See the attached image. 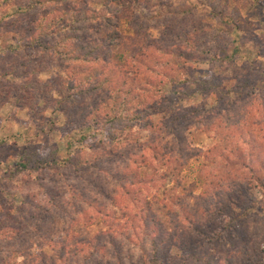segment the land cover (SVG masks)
Listing matches in <instances>:
<instances>
[{
  "label": "rangeland",
  "instance_id": "374dc122",
  "mask_svg": "<svg viewBox=\"0 0 264 264\" xmlns=\"http://www.w3.org/2000/svg\"><path fill=\"white\" fill-rule=\"evenodd\" d=\"M23 1L0 0V264H142L153 232L164 236L161 244L174 257L170 264L184 254L169 249L170 239L199 249L193 251L198 256L205 251L208 262L217 257L223 264L222 258L234 256L243 264L248 250L252 264H264V8L252 0H139L129 17H120L117 28H111L110 48L93 49L97 63L74 64L70 59L64 70L58 65L63 58L60 62L57 54L37 47L39 42L54 47L57 41L55 33L42 36L40 14L51 11L46 26L57 22L58 36L66 33L67 42L81 45L83 50L75 53H90L93 45L102 44L104 22L80 13L103 14L101 3L67 1L18 18L16 6ZM222 3L225 14L235 12L241 25L231 28L217 21L215 12ZM222 37L233 40L229 48L239 49L231 74L218 76L227 66L209 64L207 57L194 64L184 61L197 41L213 39L220 46ZM55 49L68 54L60 44ZM16 66L23 68L13 71L19 76L26 69L35 75L34 88L47 84V102L32 89L13 99L21 79L12 73L3 77L2 72ZM131 69L139 73H128ZM69 74L75 80L68 81ZM188 74L216 78L219 93L172 96V91L185 89L170 79L182 82ZM28 76L24 80L32 79ZM67 81L83 83L85 89L103 84L101 94L76 99L70 118L53 109L60 100L57 90L67 94ZM120 82H125L122 89H134L136 100L146 99L142 89L166 94L151 97L139 111L132 103L134 109L125 113L128 120L119 126L133 143L110 144L98 135L100 161L95 168L49 167L37 172L36 182L26 177L20 185L13 182L9 174L16 148L38 149L44 161L70 154L79 159L87 153L89 148L78 143L79 134L91 133L80 129L82 117L88 125L94 115L104 114L107 109L99 104L93 111L94 102ZM144 82L149 84L144 87ZM186 108L193 112L183 119L180 110ZM188 151L196 155L187 158ZM168 169L175 173L161 176ZM228 199L235 205L229 206ZM209 202H225L222 212L203 215L201 207ZM227 216L234 221L222 245L203 244L188 224L195 222L207 233Z\"/></svg>",
  "mask_w": 264,
  "mask_h": 264
},
{
  "label": "trees",
  "instance_id": "16d2710c",
  "mask_svg": "<svg viewBox=\"0 0 264 264\" xmlns=\"http://www.w3.org/2000/svg\"><path fill=\"white\" fill-rule=\"evenodd\" d=\"M67 1H75V0H24L21 7L16 6V10H18L15 13V16L18 18H21L22 16H24L26 13H30L33 12L35 10H39L40 7H50V5L52 4H57V3H64ZM101 3V13L98 14H94L93 11H89L87 9H83V13L81 12L80 14L82 15H86L87 13H90L91 15H93V19H95V21L97 20H102L104 22V25L102 26V35H99L101 38V42L102 44L100 45H93V48H91V52L87 53V52H81V53H75L76 49H80L83 50L80 46V44L78 43H69L67 42V38H65L66 33H64L61 36L60 35V31L57 32V29H61L59 26H55L57 24V22H53L51 26H46V19L49 15V13L51 11H47L44 12L42 14H40L42 19L41 21L43 22L42 24V36L44 35H54L57 38V41L55 42V46H58L59 44L61 46H63L65 49H68L67 53L68 54H63L61 52H58L54 47H50V46H43L41 42L38 43L37 47L39 48V51L44 50L45 53L47 54V52L51 51L54 55L57 54L58 55V61L62 60V58L64 59L62 61V63H59V69H64L66 70L68 67L66 66V60H73L74 64L76 63H97L99 61V58L97 56V52L95 53V51H98L101 48L104 47H108L110 48V43L108 42L109 39H111L110 35H111V28L112 29H116L117 28V24L118 21L120 20V17H123L126 15V17L128 18L130 15V9H132L134 6H136L138 4L139 0H98ZM252 5L254 4L255 6L257 5L259 8H264V2L263 0H258L255 1L252 0ZM223 8H219L218 10H216L215 13H218V22L223 25V26H227L228 27H237L238 25H241L240 22H236V18H238V15L235 12L228 13L225 14V10H224V6L226 5V3H222ZM55 11V9H53ZM24 11V12H22ZM2 14V12H1ZM128 14V15H127ZM227 19H224L226 18ZM124 19H127V18ZM39 18H37L35 20V22L33 23L34 25L36 24V22L38 21ZM49 19V18H48ZM14 20H12L11 24L13 23ZM52 21V20H51ZM78 22V19L75 21ZM15 23H18V20L15 21ZM60 23V22H59ZM240 23V24H239ZM2 25L6 24V21L1 23ZM19 24V23H18ZM20 25V24H19ZM59 25V24H58ZM55 26V27H54ZM65 28V27H64ZM98 29V27H97ZM108 31V32H106ZM197 32V31H196ZM227 36H229L227 34ZM70 39H73L72 37H70ZM219 39V38H218ZM206 40V39H205ZM184 41V40H183ZM213 41V39L209 40L206 43H202L201 40L196 42V46H194V44L191 46V58H185L184 61L186 63L189 64H194L197 61H199L200 58L202 57H207L206 59H208V63L209 64H216L217 66H219V68H221L224 64L227 66L225 67L222 73H218L217 75H222L223 73H225L226 71H229L228 73L231 74L233 69H236V65L234 64V57L236 58L237 55H239V49L237 47H232L229 48L230 46H232L234 44L233 40H231L229 37L227 40H225L223 37L221 39V47L218 46V44L216 42H212L211 45H213L211 47V49L209 50L208 48H206V46H208V44ZM96 49L95 51H93V49ZM126 51L127 56L131 55V52L126 48L123 49ZM9 52H15L14 50H9ZM52 56V54H51ZM178 56H182L184 57V54H178ZM67 58V59H66ZM238 58V57H237ZM187 59V60H186ZM188 64V65H189ZM131 67V66H130ZM189 68V66H188ZM13 69V67H12ZM18 70H23V68L21 66H16L13 70H4L2 72V76L5 77L7 74L12 73L17 75V77L19 79H21V84L17 87V89L14 91V96L13 99H18L20 96H23V94L25 92H30V90H34L35 93L40 96V99H42L44 102H47L49 100V96L48 93L46 92V88H47V84H42L41 86H39L38 88H34V84L36 83V79H35V75L32 74V72L30 70H25L26 72L22 73L21 76H19L18 74H16L15 72H17ZM15 71V72H13ZM128 73H132L134 76H136L139 73V70L137 69H131L130 71H128ZM31 74V80H29L30 78H28L27 80H24L28 75ZM226 74V73H225ZM73 75L70 76V74L68 75V81L69 78H72L73 80H75L74 77H72ZM193 75L192 74H188L185 75V79L182 82L179 80V78L175 79H170V81H175L176 85L178 87H181V89H185L182 92H178V91H172L171 95H181L186 97L187 99L197 95V96H204L206 93L212 91V93H219V84L214 83L216 81L213 80L212 78H210L209 76H204V77H199V78H195L193 76V80L191 82L192 86H188L189 81H187V79H190ZM29 77V76H28ZM170 78V77H169ZM29 81V82H27ZM68 81L66 83H64L65 85V89L67 91V94H62L61 91L57 90L58 95L60 96V100H58L53 109L61 111V113H63L65 116H67V118H70L71 112L69 108H71L74 104H76V99L80 97H85V98H90L92 96H97L99 93L101 94L99 89H103V84H98V85H94V86H90L88 88H82V84H68ZM82 82H85V80H81ZM169 81V82H170ZM106 82L104 81V84ZM174 85V82H172ZM68 84V85H67ZM86 84V83H85ZM148 82H144L143 85L144 87L146 85H148ZM100 85V86H99ZM121 86H125V82H120L119 85H117V87H114L111 91H107L103 94L102 98H98L96 102H94L96 105L93 106V111H96V108L98 107V104L101 107H105L107 110L104 114H101L100 117L94 115L93 118L91 119L90 123L87 125V123H85V121L87 120V117H82V123L80 125V129L82 128H89L91 129V133L89 134H79V138H78V143H81V145H86L89 149L88 152H84L83 155H81V158L79 159H75V155L74 154H70L66 157V159L64 160H58L56 157L55 158H50L48 161L47 160H43L41 157L43 156L42 154H39V150L35 149L34 151L29 148V147H20V148H16L14 150V156L16 157V162H14L13 164V171L9 174V176L11 178L14 179V183H16L17 185H20L22 180L25 178L28 182H36L38 180L37 178V172H44L47 171L46 169L49 167H60V166H70L73 167V170H78L81 168H95L96 167V163H98L100 161V156L98 154V146H96L95 144H99L97 138L98 135H102L103 140H106L108 143L110 144H125V143H133V138H130V134H124V131H122V127H120L119 125H121L124 120H128V118L126 117L127 112H129L130 110L134 109L132 106V103L135 107L136 105V109L137 111H139L144 103H146V101L148 99H151V97H155L157 99V97H159V95H166L165 93H162L160 90V94L156 95L157 91H151L149 92V89H142L141 91H144V96H146L145 100H136L135 96L133 97V88H127L126 90L122 89ZM131 87V86H129ZM75 90L76 92L73 94H69L68 91H73ZM178 98V97H177ZM176 98V99H177ZM175 99V100H176ZM110 103V107L108 108L107 106ZM99 109V108H97ZM80 110V109H79ZM77 110V111H79ZM69 112V113H68ZM192 109H182L180 110V113H184L182 115L181 118H186L188 116L191 115L192 113ZM68 113V114H67ZM118 122V123H117ZM127 123V122H126ZM85 126V127H84ZM81 129V130H82ZM37 152V153H36ZM186 157L187 158H192L194 157L196 154H192L189 151L185 152ZM158 156V155H157ZM163 158V155H160L159 158ZM158 158V157H157ZM48 159V158H47ZM142 161L145 164H149L152 163L151 159L148 160H144V158H142ZM60 163V164H59ZM174 174V170L173 169H168L165 173H163L161 176H167V175H172ZM22 177H24L22 179ZM123 189V188H122ZM218 198V196H216ZM225 203V202H224ZM224 203H218L216 205H213L212 202H209L205 205V207L203 208V206L201 207V211L203 213V215H209L213 217L218 214L221 213V206L224 205ZM235 205V203L233 202V200L228 199V205ZM228 218L225 220V222L220 221L219 225L217 224V226H212L211 228H208V232L205 233V231H200L198 229V226L196 225V223H192L190 220L188 221V224L191 226V231L193 233V235L198 236V239L201 241H205L203 242V244H208L211 245L212 244H224L225 243V239L227 238V233L229 231V229L232 228V222L234 221V216H227ZM10 227H7L6 231H9ZM155 232H153L152 234V238H150L149 241V245H150V250H149V256L143 261L142 264H170L173 260L174 257L170 256V254H168L166 252V248L164 247V245H162L161 243H163L165 240H162V237H164L163 235H158V234H154ZM201 238V239H200ZM170 247L171 248H175L178 251H180V253H184L182 256H180L178 258V263L177 264H190L192 261L197 264H219L220 259L219 258H215L214 259V263L212 261L208 262L206 259V254L205 251L201 254H199V256L196 254V250H199L196 248V250L194 248H188L185 245H179L176 240L170 239ZM168 241V242H169ZM205 246V245H203ZM242 255H244L246 258H243V264H252L251 262H253L252 257H250V253L247 250V252H244ZM172 260V261H171ZM222 263L223 264H241L240 260H237L234 256L233 257H226V258H222Z\"/></svg>",
  "mask_w": 264,
  "mask_h": 264
}]
</instances>
